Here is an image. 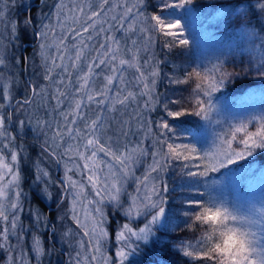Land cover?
Listing matches in <instances>:
<instances>
[{"label": "snow or ice", "instance_id": "snow-or-ice-1", "mask_svg": "<svg viewBox=\"0 0 264 264\" xmlns=\"http://www.w3.org/2000/svg\"><path fill=\"white\" fill-rule=\"evenodd\" d=\"M0 3L4 5L0 8V250L7 254L5 264H46L57 249L54 244L45 247L44 235L56 240V221L63 226L66 219L74 227L60 233L59 241L71 238L79 248L70 264H180L182 258L188 264H264V192L259 198L233 195L237 169L247 173L244 165L264 156V108L232 112L215 96L229 87L264 83V0H101V11L91 12L86 27L69 30L76 40L75 55L68 57L72 68L80 71L89 47L86 41L93 39L89 30L95 34L100 17L107 12L115 13L111 19L130 43L122 46L115 35H106L87 70L77 75L75 87L65 63L67 35L54 41V56L49 54L52 45L45 42L55 29L44 21L52 15L59 20L67 7L64 0H57L52 12L41 11L39 25L30 5L17 0ZM17 9L28 15L21 20L16 12L17 18L12 19ZM77 11L82 14L84 8L73 9L74 21L79 19ZM210 27L233 41L227 51L220 44L219 54L212 57L203 50L206 43L217 44ZM29 28L40 41L39 66L9 49V45L19 47L17 41L22 34L28 35ZM111 28L110 24L100 31L110 33ZM157 45L167 55L181 58L180 64H171L170 73L162 74L161 66L170 62L156 58ZM142 55L148 58L141 61ZM30 63L33 71L24 85L27 95L13 102L18 75ZM101 67L108 68L109 74L97 90L94 81ZM58 68L60 78L54 79ZM129 69L135 72L131 79L126 76ZM36 78L47 83H37ZM165 80L168 85H192L188 96L171 99L158 92V84ZM38 100L41 106L54 101L50 112L58 113L63 123L54 119L33 123L31 109ZM66 101L69 106L63 110ZM93 104L99 109L95 118L79 128L86 117L84 109ZM130 107L133 115L117 122L114 135L127 138L140 132L143 138L121 148L107 135L113 127L105 113L123 114ZM145 111L161 115L153 120L143 115ZM191 116L199 118L196 131L186 126ZM131 119L136 121V132ZM29 129L37 141L45 136L42 151L57 164L65 156L72 161L71 167L64 162V178L58 182L55 200L50 189L56 182L41 164L43 156L32 162L31 195L38 204L54 200L59 210L71 197L67 211L54 219L38 205H30L24 215L26 157L23 146L13 145ZM49 130L57 147L65 138L72 141L62 156L48 143ZM148 138L151 145L145 144ZM138 166L144 167L140 176L136 175ZM73 169L81 179L69 175ZM117 216L121 222L113 228ZM197 228L202 231L195 243L177 234V229ZM113 240L116 246L110 255L104 246Z\"/></svg>", "mask_w": 264, "mask_h": 264}, {"label": "rangeland", "instance_id": "rangeland-1", "mask_svg": "<svg viewBox=\"0 0 264 264\" xmlns=\"http://www.w3.org/2000/svg\"><path fill=\"white\" fill-rule=\"evenodd\" d=\"M6 2L10 3V0H6ZM48 2H50V11L49 12H52L53 11L52 6L57 2V0H48ZM129 2L131 3L132 0H129ZM64 3H65V5H67V7L61 13V15L59 17V20L57 19V17L55 15H52L50 17V19L45 20L44 23L50 24L52 26V28L55 29V33L54 34L52 32H49L48 39L45 41L47 44L52 45V47L49 49V54L50 55H56L57 54L54 41H58L64 35H67L68 38L65 40V44L67 45V49H68L67 52L65 53V62H66L68 60L69 56L74 57V55H75V50L73 48V45L76 44V40H74L72 38L73 35H74V32H71L69 30L70 29H74L76 31H79L81 29V27H86L87 25H86L85 21H86L87 17L91 14V12L92 11H101V9H100L101 0H64ZM109 6H106L105 11H106L107 7H109ZM3 7H4V5L2 3H0V8H3ZM79 7H83L84 8V12L82 14L79 13L78 11L75 12V15H77L79 17V19L74 21L71 18L74 15L73 9L74 8L78 9ZM177 11H180V10H177ZM114 14L115 13H113V12H107L106 15H102L100 17L102 23H100V24H98L96 26L95 34H93L91 29L89 30L88 35H93V39L91 41H86L87 43L92 42V41L97 42V49H98L100 44L104 43L105 36L109 35V34H113V35L116 36L117 39H120L122 46L127 45L128 43H130V40L125 38L123 33L117 31V27H118L117 22H115V21H113L111 19L112 15H114ZM66 17H67V19H66ZM61 24L63 25L62 28L60 26H58V25H61ZM110 24L112 25L110 33L107 32V31H105V32H101L100 31L101 28L107 30L109 28ZM208 31L213 34V36L215 37V41L217 42L215 47H214V44L212 42L206 43L204 45V49L203 50L205 51V53L209 57H212L214 55H218L219 54L218 47H219L220 44H222L224 46V50H227V46L230 43L233 42L232 40H230L224 34L223 31H219L216 27H210L208 29ZM131 38L134 39L135 37L132 36ZM35 40L37 41L38 38L35 37ZM30 43H33V42H30ZM159 46L160 45H157L156 49H155L156 58L157 59H159V57H158ZM97 49L94 51L95 52V56L97 55ZM123 51L126 52V48H124ZM95 56L93 54V56L87 61L86 60L87 56L85 55L84 58L81 60V62H83V63L84 62H91L93 57H95ZM125 58H127V56H125ZM147 58L148 57L146 55H142L141 56V61H143V60H145ZM162 60H165V58H162ZM69 62H71V61H69ZM174 63L177 64V62H174ZM102 68L103 67H101L100 70ZM104 68H105V73H106L105 75H108L109 74L108 68H106V67H104ZM76 72H80V71L76 70ZM134 75H135V72L132 69H129L127 71V73H126V76L129 79H131ZM100 82H101V84L99 86L94 85L97 90H99L103 86V84L105 83L104 79L102 81H100ZM42 83H44V82H42ZM175 86L176 85H173V87H175ZM250 94H252V93H250ZM250 94L246 93L245 96L240 97V99H237L234 103H232L230 98H227V96H225L222 93H217V94H215V96H216V98L218 99V101H219V103L221 105L225 106L228 110H230L232 112H243V111H245L246 109H249V108H255L256 110L264 108V105H261V103H260L261 98L253 100V95H250ZM139 104H141V105L143 104V100L142 99L139 101ZM68 105H69V102L66 101L63 110H66L68 108ZM52 106H53V101H50L45 106H41L40 103H39V100L37 102H34V104L32 106V109H31L33 123H35L36 119H46V120L54 119L55 116L53 117V115H52L53 112H50V109H51ZM137 110H139L138 106H137ZM130 111L132 112V108L131 107L129 108L128 111H125L123 113L124 118L126 120L130 119V116H131V112ZM97 112H98V110L93 112V114L96 115ZM89 114H90V112H89ZM107 114H109V113H105L106 117L108 118ZM143 115L145 117H149V118H151L153 120H157V118H158V116L156 117L152 113H148L146 111L143 113ZM21 118H24V117H21ZM91 119H92V117L86 115L85 120L80 121L77 126L79 128H81V129H83L84 128V124L87 121L91 120ZM108 122L110 123L109 118H108ZM132 126H133L132 131L136 132V121L134 119H133ZM30 133L36 135V133L31 131V130H30ZM52 135H53L52 130H49L47 132V138L48 139L51 138ZM107 135L108 136H112L114 140H117L118 144L115 145V146H118V147H121V148L125 144L137 143L140 139L143 138V133H140V132H136V135H131L130 134L127 138H123V137L118 138L116 135H114V129H113L112 132H108ZM41 138H42L41 144H43L44 140H45V136L41 135ZM68 143H72V141H69V140H67V138H65V142L61 146L57 147L59 156L63 155L64 150L67 147ZM145 144L146 145H151V138L146 139L145 140ZM56 146H57V143H56ZM41 155L43 156V159L40 161L41 164L45 168H47L48 171L50 172L51 180L53 182H56V183H53V186L51 187L50 190L52 191L53 194H57V192L59 190L58 182L64 178V172H65L64 162H67L68 166L71 167L72 166V161L68 157L65 156V157H63V161L64 162H61L59 164L55 163L56 164V167H55L51 163V160H53V157H51L47 152H45V153H41L40 152V153L36 154V156L34 158V161H36L37 158L40 157ZM76 162L77 163H82L78 159H76ZM149 162H150V158L145 160L144 164H147ZM57 170H59L58 175L61 176V179L59 178L58 175L57 176L54 175V173ZM143 172H144V167L143 166H138V170L136 172V175L140 176V175L143 174ZM69 175H71L74 179H81L80 174H78L75 171V169H73V171L70 172ZM240 177H242V175H239V172H237V180H236V183H235V188L233 190V195L238 196V197H249V198L255 197V198H259L260 194L262 192H264V184H261L262 180L264 181V177L260 178L261 180L259 178L251 179V178L247 177L248 179L246 178L245 181H244L245 185H242L243 182H242ZM27 185H28V188L25 191H23L24 193L28 194V199L24 200V207H25L24 215L25 216L28 215V208H29L30 205H37L36 200H34L32 198V201H31V198H30V192L28 191L29 189H31L30 182H28ZM129 190L130 191L132 190L131 186L129 187ZM70 199H71V197H69L68 200H65L64 203L59 207V210H57V207L54 208V213H53V216L51 217V219H54L56 216L61 215V214L65 213L67 211V209L69 207V204H70ZM43 202L45 203L46 207L50 208L51 201L44 200ZM173 211H177V209H173ZM43 213L45 214L44 211H43ZM25 222L27 223L28 221H25ZM119 222H121V220H120V217L117 216L115 219L112 220V227L114 228L116 226V224L119 223ZM56 224H57V239L53 240V241L55 242V244H57V246L61 249V251H57V252L53 253V255L50 258H46V264H47L48 260H50L51 264H56V263L60 264V263L63 262L64 258H66L65 259V264H70L72 258L75 257L76 252L79 251V248L76 246L74 240L71 239V238L68 239L64 243H61L59 241V235L64 230H66L67 227H74V225H72L71 221H69L67 219L65 220L63 226H61L59 221H56ZM140 225H142V221L140 222ZM135 226H138V225H134V227ZM109 231H111V230L109 229ZM78 238L79 237H77V239ZM49 246L51 247V245H49ZM115 246H116L115 245V241L113 240L109 244L105 245L104 247H105L106 250H108L109 254L111 255L112 252H114V250H115ZM46 248H48V247H46ZM85 250H87V244L85 245ZM6 255L7 254L3 250H0V264H5Z\"/></svg>", "mask_w": 264, "mask_h": 264}, {"label": "trees", "instance_id": "trees-1", "mask_svg": "<svg viewBox=\"0 0 264 264\" xmlns=\"http://www.w3.org/2000/svg\"><path fill=\"white\" fill-rule=\"evenodd\" d=\"M17 2L18 3H24L26 5L31 6V15L36 17L37 25H39V22H40V12L43 11L45 13H48L50 11V2H48V0H46V3L43 5L41 4V0H17ZM16 12H18L19 19H21V20L26 15H28L27 12H25L24 10L17 9L16 11L13 12V14L11 16L12 19L17 18ZM219 31H221V30H219ZM30 42H33V43H30ZM39 42H40L39 39L37 41L35 40V36L32 35V29L29 28L28 29V35L24 36L22 34L21 40L17 41V45L19 47L13 48L11 45H9V49L11 51L15 52V55L18 57L21 55H24V53H26V57L29 58V61L34 62L36 66H39L41 64V58L38 55ZM88 45H89V47L85 51V55L87 56L86 57L87 61L93 56V54L95 56L94 51L97 49V42L92 41V42H89ZM225 51H227V50H225ZM158 57L160 60H162V58H165V59L167 58L166 60L170 62L168 64V66H163V65L161 66L162 74L169 73L171 71V64L172 63H174V62H177V64L181 63L180 57H177L175 55H167V50L162 49L161 46H159ZM228 59H231V57H228ZM69 61L70 60H67L65 63L68 66V71L71 73L72 85H73V87H75V86H77L76 85V77H77V75L80 74V72H76V70H74L72 68L71 62H69ZM87 63H89V62H84V63L80 62V71L87 70V68H86ZM227 67L229 70H231L233 65L231 63H229L227 65ZM32 71H33V68H32L31 63H30L29 67L26 69V77L24 76V73H23V75H18L17 84L12 89L13 94H14V100L24 99L25 96L27 95V93L24 90V85L28 81V79L30 78V74L32 73ZM38 71H43V69L38 67ZM96 71L99 73V75H97L95 77L94 85L99 86L101 84L100 81L103 80L102 78L106 74L105 68L103 67L101 70L99 68ZM59 72H61V70L59 68L56 69V71L53 74L54 79L60 78L58 75H56V73H59ZM64 76H65V80H67L68 79L67 74H64ZM36 82L37 83L44 82L45 84L47 83L45 81H42V79H40V78H36ZM191 87H192V85L173 87V85H168L167 81L165 80V81L158 84L157 91L160 93H167V95L171 99L184 100L188 96V94L191 90ZM221 93L224 94L225 96H227V98H230L232 103H234L237 99H240V97L245 96L246 93H248V94L252 93L253 94V100L261 98L260 103H261V105H264V95H262V94H264V83H261V82L250 83L246 87H239V88L229 87V88L222 90ZM70 99H71V97H69V100ZM53 105H54V101H53ZM184 106L189 107V105H187V104H185ZM97 110L99 111V109H97L95 104L84 109L85 114L92 117V119L95 118V115L93 114V112H95ZM89 112H90V114H89ZM152 114L156 117L158 116L157 120L159 119V116L161 115V113H159V112H155ZM52 115H53V117L55 116L54 119L57 122L63 123V120L58 115V113H52ZM107 115H108L109 121L112 124V127L114 129V133H115L116 128H117V122L120 120H126V119L124 118V115L120 114V113H109ZM131 115H133L132 112H131ZM113 117H115V119H113ZM127 120H130V119H127ZM198 121H199L198 117H195V116L188 117V124L186 126L188 128H191L193 131H196L194 124ZM132 124H133V119H131V122H130L131 128H133ZM8 130L15 132V129H13V128H9ZM51 138L48 139V143L52 146V150L57 152V154H58V150H57V146H56L57 142H53V140ZM118 138H120V137H118ZM41 140H42V138L40 136L39 141H37L36 135L30 133V130H28L26 135H23V136L18 135L15 142H14L13 146H23L24 156L26 157V160L24 161V164L26 165V167L23 168V176H24V181L22 183L23 191H25L28 188L27 183L30 182L32 179L31 168H32V162L34 161L36 154H38L40 152L45 153L42 151V148H41V145H42ZM185 142H187V141H185ZM58 156H59V154H58ZM51 163L53 164V166L56 167V164H57L56 159L53 158V160H51ZM244 168H248L249 171L247 173H245L243 168L237 169V172H239V175H242V177H244L241 179L243 182L242 185H245L244 181L247 177L251 178V179H255V178L260 179V178L264 177V156L258 157L250 166L244 165ZM58 172H59V170H57L54 173V175L57 176ZM59 177H61V176H59ZM261 184H264L263 180H262ZM28 191L30 192V198L32 201L31 189H29ZM53 197L55 200L56 194H53ZM54 200L51 201V203H50V205L53 206L52 208H50V210H48L49 207H46L44 202L38 204V202L36 201L41 212L44 211L46 215L50 214V219L53 216L54 208L57 207V202H54ZM63 203H61L60 206ZM177 211H179V210H177ZM183 227L184 226L181 224L180 229H183ZM180 229H177V234H179L183 239L189 240L193 243H195L196 239L200 236L201 231H202V229L197 228L194 230L181 232ZM110 230H111V228H110ZM44 240H45L44 241L45 247L49 248L50 247L49 245H51V241H53V240L50 241L47 234L44 235ZM54 245L57 246V244H55V242H54ZM180 264H188L187 259L186 258L180 259ZM199 264H203V262H199Z\"/></svg>", "mask_w": 264, "mask_h": 264}, {"label": "flooded vegetation", "instance_id": "flooded-vegetation-1", "mask_svg": "<svg viewBox=\"0 0 264 264\" xmlns=\"http://www.w3.org/2000/svg\"><path fill=\"white\" fill-rule=\"evenodd\" d=\"M49 238V237H48ZM50 240V239H49ZM51 241V240H50ZM54 244V242L53 241H51V245H53ZM56 247V249L58 250V251H61V249L58 247V246H55Z\"/></svg>", "mask_w": 264, "mask_h": 264}, {"label": "water", "instance_id": "water-1", "mask_svg": "<svg viewBox=\"0 0 264 264\" xmlns=\"http://www.w3.org/2000/svg\"><path fill=\"white\" fill-rule=\"evenodd\" d=\"M24 56H26V53H24ZM24 76L26 77V70L24 71ZM59 178L61 179V177H59ZM48 210H50V208Z\"/></svg>", "mask_w": 264, "mask_h": 264}, {"label": "bare ground", "instance_id": "bare-ground-1", "mask_svg": "<svg viewBox=\"0 0 264 264\" xmlns=\"http://www.w3.org/2000/svg\"><path fill=\"white\" fill-rule=\"evenodd\" d=\"M13 102H15V100H14ZM65 259H66V258H64L63 262H62V263H60V264H65Z\"/></svg>", "mask_w": 264, "mask_h": 264}]
</instances>
